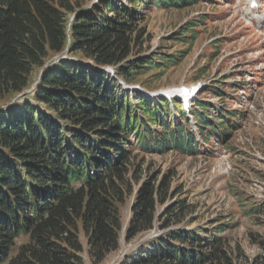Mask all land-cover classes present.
<instances>
[{
    "label": "trees",
    "instance_id": "16d2710c",
    "mask_svg": "<svg viewBox=\"0 0 264 264\" xmlns=\"http://www.w3.org/2000/svg\"><path fill=\"white\" fill-rule=\"evenodd\" d=\"M198 1L0 0V106L30 88L33 72L41 69L31 101L21 97L0 107V264H84L80 227L89 258L101 263L119 249L120 205L127 194L135 195L129 241L154 230L159 218V229L170 227L174 218L166 217L186 208L185 202L175 207L168 202L169 180L152 177L134 189L129 179L136 150L201 152L182 101L171 106L167 98L124 90L101 68L115 66L117 77L130 84L142 66H153L140 55L129 60L151 40H144L146 28L139 26L142 10L186 9ZM193 24H184L192 39L185 42L188 51L196 38ZM66 49V57L46 66ZM224 84L202 91L222 98ZM190 114L203 143L212 137L223 143L245 117L243 111L217 110L200 96ZM135 180L139 185L142 178ZM249 204L247 214L264 229V200ZM164 205L162 216L158 207ZM230 227L222 224L208 234L170 231L147 241L124 263L234 264L221 235ZM20 239L26 241L11 254ZM255 243L261 253L256 264H264V234L256 235Z\"/></svg>",
    "mask_w": 264,
    "mask_h": 264
},
{
    "label": "rangeland",
    "instance_id": "374dc122",
    "mask_svg": "<svg viewBox=\"0 0 264 264\" xmlns=\"http://www.w3.org/2000/svg\"><path fill=\"white\" fill-rule=\"evenodd\" d=\"M250 3L251 0H200L186 9L142 10L139 26L146 28L144 40L149 37L151 40L145 41L141 51L136 49L135 55L129 57L133 60L140 55L153 62L152 67L142 66L131 78L130 84L138 90L156 93L192 85L199 77L206 89L224 81L222 98L213 91L208 94L201 91L199 96L205 97L217 109L245 112L238 129L224 143L218 145L213 139L205 141L204 152L147 154L136 150L129 174L134 189L139 187L136 175L143 180L140 184L152 177L158 183L165 179L170 181L168 202L174 207L180 202L186 203V208L177 216L166 217L174 218L170 228L186 227L208 234L222 224L233 226L221 235L228 241L225 247L234 257V264H256L257 259L260 263L261 253L255 237L264 234V229L247 214L249 201L264 200V0H256L255 8H251ZM187 21H193L195 28L192 51H188L189 46L185 43L192 40L190 34H185ZM186 51L189 54L182 59ZM66 55L67 49L51 58L47 67L56 58ZM177 57L179 61L168 66L167 62ZM107 68L113 70L111 75L115 76L116 67ZM202 73H206L204 77H201ZM40 76L41 69L37 68L32 75L31 87L16 98L2 102L0 107L21 97L31 101ZM189 122L190 128L195 130L192 116H189ZM134 199V193L127 194L120 205L123 229L119 249L110 252L99 264H125L124 261L136 254L143 244L163 234L158 228L159 218L154 230L140 234L132 241L126 239ZM166 205L158 207L162 216ZM79 235L84 264H94L89 258L87 239L81 227ZM25 241L18 240L11 254H15Z\"/></svg>",
    "mask_w": 264,
    "mask_h": 264
}]
</instances>
